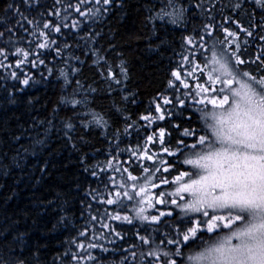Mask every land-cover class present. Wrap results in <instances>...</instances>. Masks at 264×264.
<instances>
[{"label": "trees", "instance_id": "trees-1", "mask_svg": "<svg viewBox=\"0 0 264 264\" xmlns=\"http://www.w3.org/2000/svg\"><path fill=\"white\" fill-rule=\"evenodd\" d=\"M261 80L264 0H0V264H211L246 220L181 189Z\"/></svg>", "mask_w": 264, "mask_h": 264}, {"label": "snow or ice", "instance_id": "snow-or-ice-1", "mask_svg": "<svg viewBox=\"0 0 264 264\" xmlns=\"http://www.w3.org/2000/svg\"><path fill=\"white\" fill-rule=\"evenodd\" d=\"M109 2L110 0H104L106 4ZM256 2L259 4L261 0ZM221 68L223 76H231L232 73L227 65L221 64ZM174 75L179 78L178 74ZM216 79L220 80V77ZM24 82L27 83V81ZM220 82L225 87H229L232 83L228 79L220 80ZM257 83L260 85L259 91L248 86H245L248 91L243 95L239 91H232L233 97H240V100L233 101L232 111H238L241 107L240 101H243L246 119L234 122L225 130L223 126L225 121L213 117L216 125L212 126V132L222 147L209 152L202 159L216 158L220 170L214 175L201 176L198 180H192L181 189L203 193V196L188 205L192 211L201 212L205 207L214 212L226 210V215H214L210 218L207 222L208 231L218 227L216 221H220L224 227H230L235 221L246 220L243 227L232 233L240 243L227 248L220 245L211 249L210 251L215 253L211 264H264V80ZM224 90V88L220 89L221 92ZM227 102L228 96L225 95L220 101V106ZM211 103L215 105L217 102L212 100ZM232 111L229 112V117L232 116ZM199 143L204 144L205 137H201ZM201 167L206 166L201 165ZM181 178L177 177L178 180ZM209 180H211L210 184ZM216 188L220 189V193L207 199L210 192L206 189L215 190ZM124 195L128 196V193L125 192ZM108 203H114V201L110 200ZM203 215L208 216V212L203 211ZM189 232L195 236L196 229L190 228ZM188 239L189 236L185 235L184 240ZM171 264H175V261Z\"/></svg>", "mask_w": 264, "mask_h": 264}, {"label": "rangeland", "instance_id": "rangeland-1", "mask_svg": "<svg viewBox=\"0 0 264 264\" xmlns=\"http://www.w3.org/2000/svg\"><path fill=\"white\" fill-rule=\"evenodd\" d=\"M233 108H234V105H233L231 111L233 110ZM240 110H242V108H240L238 111H240ZM238 111H232V112L235 114V113H238ZM236 119H237V118H236ZM239 120H243V118L239 117ZM219 170H220V169L218 168L217 165H211V169H210L209 174H208L207 176H209L210 174L214 175V174H216ZM208 183L210 184V183H211V180H209ZM206 191H208V189H206Z\"/></svg>", "mask_w": 264, "mask_h": 264}]
</instances>
